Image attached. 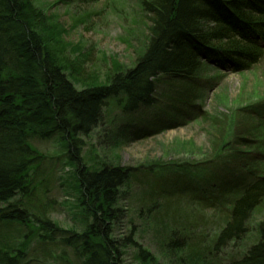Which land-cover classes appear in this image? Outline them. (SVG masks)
I'll use <instances>...</instances> for the list:
<instances>
[{
	"label": "trees",
	"instance_id": "1",
	"mask_svg": "<svg viewBox=\"0 0 264 264\" xmlns=\"http://www.w3.org/2000/svg\"><path fill=\"white\" fill-rule=\"evenodd\" d=\"M139 9V24L145 20L147 25L144 34L133 36L137 47L129 66L107 56V71L89 75L83 48L64 40L66 30L53 14L33 0H0V264H28L24 230L43 244L60 243L62 264H125L126 247L136 249L138 264H156L131 238L113 235L123 193L133 178H148V172L133 174L116 154L97 159L85 139L98 134L115 145L126 136V128L139 125L132 116L156 108L157 98L165 99V119L147 126L156 132L171 128L185 110L199 107L194 95L204 87L197 75L203 66L241 73L256 65L264 56V0H140ZM111 110L120 115L109 117ZM53 137L64 150L71 168L66 173L71 172L78 194L77 229L62 230L50 220L51 160L28 144L30 139ZM225 147L221 138L213 154L216 160L238 157L229 156L232 147L222 156ZM150 166L160 178L174 177L176 192L161 189L166 198L183 192L209 201L229 198L227 216L210 249L243 246L228 264H264V219L253 226L251 218L264 206V172L245 182L250 174L242 176L240 168L217 170L225 176L217 182L215 173L199 176L202 170L194 171L196 165L190 162ZM235 174L236 181L230 178ZM170 232L167 248L184 253L179 256L183 264H223L208 259V248H196L194 255L186 239L183 252V242H175ZM12 233L21 243L8 240Z\"/></svg>",
	"mask_w": 264,
	"mask_h": 264
},
{
	"label": "rangeland",
	"instance_id": "2",
	"mask_svg": "<svg viewBox=\"0 0 264 264\" xmlns=\"http://www.w3.org/2000/svg\"><path fill=\"white\" fill-rule=\"evenodd\" d=\"M33 1L38 8L53 14L65 28L66 42L83 48L84 59L88 60L86 74L89 75L107 71V56L115 55L118 61L129 66L134 59L133 48L137 47L133 36L144 34V26L147 25L145 20H142L143 24H139L140 0ZM197 75L204 86L194 95L199 107H194L190 112L185 110L183 115L175 119L176 124L173 127L156 132L151 126H147V122L154 125L157 120L165 119L161 113L167 111L164 109L165 99L157 98L156 108L132 116L140 122L139 125L126 128V136L120 137L123 139L115 145L100 138L98 134L85 139L97 152V159L104 155L110 158L116 154L120 165L129 168L133 174L140 176L142 171L148 172V178H133L129 189L123 193L113 235L118 240L131 238L136 246L148 251L156 259V264H183L179 261V256L184 253L179 254L172 248H167L170 230L175 233L173 239H183V252L186 239L188 244H192L194 255L197 253L196 248H208V259L218 263L228 264L245 247H234L230 244L219 252L210 249L215 234L227 216L229 198L228 201L213 198L209 201L185 195V192L179 196L168 195L166 198L163 191L166 193L171 188L169 191L173 189L176 192L172 187L174 177L167 174L160 178L161 173H153L155 169L151 171L149 164L171 162L184 165L190 162L196 165L194 171L202 170L198 171L199 176L206 172L208 175L215 173L217 182L223 181L221 178L225 179L224 173L215 172L217 170L232 172L240 168L242 176L250 174L245 182L264 172V154L256 152L255 149L259 141L264 143V56L256 65L241 73H221L203 66ZM119 115V111H108L109 117L116 119ZM168 122L167 119L165 124ZM119 129L116 127L115 131ZM139 130L152 133L145 136L147 133L141 135ZM221 138L227 144V147L221 149L222 156L226 154L227 148L232 147L229 156L236 154L238 157L235 161L230 157L224 160L213 157L216 143ZM30 144L51 160L49 165L53 172L49 180L54 207L50 220L62 230L77 229L78 194L73 188V178L69 176L71 172L66 173L71 168L67 164L61 144L56 137L47 141L33 140ZM190 144L193 145L192 148L188 147ZM84 153L90 152L85 149ZM212 166L217 167L212 169ZM237 177L235 174L230 178L236 181ZM180 182L181 178H177V188ZM167 183L171 185L167 186ZM225 187L230 188L231 185ZM162 188L166 190L162 191ZM154 203H157V207ZM251 218L253 226L263 220L264 206L253 212ZM253 226L250 227V236L254 235ZM24 233L28 234V264H62L58 259L63 254L60 243L52 246L43 244L34 234L26 230ZM8 240L21 243V238L16 233H12ZM252 242L249 241V246ZM124 254L125 264H138L135 248H124Z\"/></svg>",
	"mask_w": 264,
	"mask_h": 264
},
{
	"label": "bare ground",
	"instance_id": "3",
	"mask_svg": "<svg viewBox=\"0 0 264 264\" xmlns=\"http://www.w3.org/2000/svg\"><path fill=\"white\" fill-rule=\"evenodd\" d=\"M33 140L41 141L39 139L34 138V139H30L29 142H28V144L31 145L30 142H32ZM178 238H180V237H178ZM174 241L177 242V243L178 242L180 243L181 241L183 242V239H181V238L180 239H174ZM172 249L174 250V248H172Z\"/></svg>",
	"mask_w": 264,
	"mask_h": 264
}]
</instances>
